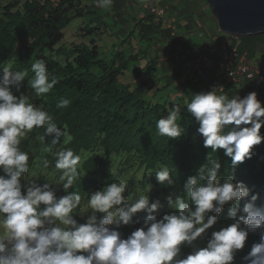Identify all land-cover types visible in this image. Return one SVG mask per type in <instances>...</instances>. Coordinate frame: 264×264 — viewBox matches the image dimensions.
Returning a JSON list of instances; mask_svg holds the SVG:
<instances>
[{"label": "clouds", "instance_id": "obj_1", "mask_svg": "<svg viewBox=\"0 0 264 264\" xmlns=\"http://www.w3.org/2000/svg\"><path fill=\"white\" fill-rule=\"evenodd\" d=\"M112 3L95 0L104 9ZM31 72L34 76L27 86L37 96L58 83L55 77L50 79L43 59L31 64ZM26 76V71L12 70L11 64L0 66V264H235L250 233L259 239L241 257V264H264V202L258 204L260 194H253L234 176L235 169L252 158L254 146L264 142V106L256 92L229 98L217 93V88L223 92L221 86L184 101L199 125L203 146L211 153L223 150L231 159V174L222 175L218 157L208 153L205 163L184 181L182 192L166 197L168 211L158 215L163 205L159 198L150 200L151 184L143 189L137 184L135 192L128 193L129 180L118 176L82 198L74 188L81 179V156L62 146L53 152L67 130L57 126L43 104L13 91L20 92ZM69 103L61 98L57 107ZM167 111L155 122L158 135L180 138L184 133L177 123L181 107L173 104ZM41 128L44 134L38 139L48 138L44 150L55 158L58 185L47 179L42 184L26 180L29 153L20 145L28 133ZM42 164L48 169L50 161L44 159ZM109 172L116 176L112 167ZM154 173L158 184H176L168 166L160 165ZM60 185L62 194H58ZM225 206L230 223L215 229ZM140 212L145 213L142 221H134ZM135 223L140 227L126 236L120 231L122 225ZM184 248L190 251L185 254Z\"/></svg>", "mask_w": 264, "mask_h": 264}, {"label": "trees", "instance_id": "obj_2", "mask_svg": "<svg viewBox=\"0 0 264 264\" xmlns=\"http://www.w3.org/2000/svg\"><path fill=\"white\" fill-rule=\"evenodd\" d=\"M93 13L83 0H0V66L11 64L14 71H26L20 92L13 88L14 93H24L30 102L43 104L57 126L67 130L68 135L53 148V152L62 146L81 156L78 168L81 179L76 181L74 188L82 198L118 176L129 180L128 193H134L137 184L142 189L151 184L150 197L164 200L169 194L182 192L184 181L205 163L208 153L212 158L218 157L222 175L231 174V159L224 155L223 150L211 153L203 146V138L197 133L199 125L186 111L184 101L152 102L144 99L143 94L152 88L149 80L152 75L142 78L141 74L148 66L141 68L137 61L149 55L151 47L165 37L163 30L153 24L150 14L141 19L133 17L131 32L113 44L110 51L104 52L98 39L92 36L100 31V24L93 22ZM77 18H83L78 27L83 40L64 46L61 43L63 31ZM135 34L137 41L133 43ZM231 46L238 54L246 53L253 65L264 62V58L253 61L255 54L264 47V33L234 37ZM158 58L156 55L147 62L152 64L149 69H155ZM37 59L46 62L50 79L55 77L58 80L49 93L41 96L35 95L34 90L27 86V80L34 76L31 64ZM127 75H130V80ZM134 80L139 81L134 84ZM213 87L209 80L194 94L211 91ZM223 88V92L217 89V93L226 94L229 98L238 94L243 98L253 91L257 97H264L257 77L244 80L239 87L227 85ZM61 98L70 101L67 107H57ZM173 104L181 107L177 123L184 129L177 139L158 135L155 127V122L167 116V109ZM43 134L42 128L33 129L21 142V149L29 153L30 175L26 174V180L37 179V183L42 184L47 179L58 185L60 173L55 169V158L44 150L48 138L44 142L38 139ZM261 135L264 136V126L261 127ZM252 151V158L240 164L234 176L236 180L243 181L253 194H260L259 204L264 202V142L254 146ZM44 159L50 161L48 169L43 168ZM160 165L172 170L176 179L174 186L157 183L154 172ZM110 167L116 176L111 177ZM142 172L145 173L143 179L136 180ZM147 172L153 174L148 176ZM58 187V194H62V185ZM227 210L225 206L215 229L230 223ZM144 215L140 212L133 219L142 221ZM76 218L80 220V217ZM134 227H140V224L122 225L120 231L126 236ZM258 239V234H249L245 248L236 255L235 264H241V257ZM189 251L188 248L183 249L185 254Z\"/></svg>", "mask_w": 264, "mask_h": 264}, {"label": "crops", "instance_id": "obj_3", "mask_svg": "<svg viewBox=\"0 0 264 264\" xmlns=\"http://www.w3.org/2000/svg\"><path fill=\"white\" fill-rule=\"evenodd\" d=\"M133 2L137 3L139 1L113 0L111 7L104 9L97 7L95 0H83V4L94 11L95 15L93 18H95L97 23H99L105 31L115 27L118 31L117 38L122 36V31L128 27L123 19L125 16L130 17L133 25V17H135L137 9ZM151 2L166 7L165 17L167 21L175 24L176 34L171 36L165 24L158 26L163 30L165 37L164 39H160L159 43L151 47L154 51H152V53H154L155 56H159V58L157 65H155L156 68L152 70V79L150 83L157 88L159 87L158 84L161 83L162 77L168 80V75L161 76L156 72L157 67L162 65L161 68L163 71L169 73L173 78L178 79L182 73L184 83L189 82V85L193 84L197 88L193 91L195 93L200 88L204 87L206 83L202 84L201 81L193 75L191 68L187 76L185 67L179 63L174 56L186 52L196 54L208 51L210 56L208 60L205 61V65L207 67L212 66L218 59V52L213 50V43L214 40L220 38L223 33L219 30L216 19L212 13L210 15L207 10L208 6L205 4L204 0H151ZM96 11L99 12V17ZM120 24H122L121 29L118 28ZM102 48L104 47L102 46ZM193 92L189 93L188 91V100L192 98Z\"/></svg>", "mask_w": 264, "mask_h": 264}, {"label": "built area", "instance_id": "obj_4", "mask_svg": "<svg viewBox=\"0 0 264 264\" xmlns=\"http://www.w3.org/2000/svg\"><path fill=\"white\" fill-rule=\"evenodd\" d=\"M140 2H133L136 6V18H143L146 14H150L152 22L157 27L159 25H167L169 34L172 36L176 34L175 24L167 21L166 7L153 4L151 0H138ZM233 36L222 34L220 38H216L213 43V50L217 51L218 59L212 66L207 67L205 61L209 58V52H199L196 54L181 53L174 56V58L181 63L186 69V75L190 73V68L193 75L201 82L211 83L215 87H239L244 80H252L255 77L262 85L264 91V62L260 65H253L251 59L247 57L246 53L238 54L234 48H231ZM221 90L220 88H217ZM262 105L264 104V97H257Z\"/></svg>", "mask_w": 264, "mask_h": 264}, {"label": "rangeland", "instance_id": "obj_5", "mask_svg": "<svg viewBox=\"0 0 264 264\" xmlns=\"http://www.w3.org/2000/svg\"><path fill=\"white\" fill-rule=\"evenodd\" d=\"M204 1H205V4L208 6L207 10L209 11V13L211 15V9H210L209 5L207 4L206 0H204ZM96 14L99 17V12L98 11H96ZM94 15H95V13L92 14V18H93ZM168 17H169V15H168ZM89 18H91V17H89ZM123 19H124V22L128 25V27L125 30L122 31V33H123L122 36L117 38V32L118 31L115 29V27H112L111 29H108L107 31H105L102 26H99L101 32L98 31L96 34L92 35L93 37L98 39V43L101 46V48H102V46L104 47V48H102V50L104 52L110 51L112 49V44L118 43L123 36H126L128 33L131 32L133 25H132L130 17L129 16H125ZM82 21H83V18L74 19L64 29V31H63L64 32L63 39L61 40V43L64 46H68V44L71 43V42H76V41L83 40L82 37L79 34V31H78V27L81 25ZM93 22L95 24L97 23L95 18H93ZM121 27H122V24H120L118 26L119 29H121ZM235 38H238V37H235ZM136 41L137 40H136V34H135V37L132 39V42L136 43ZM101 48H100V50H101ZM152 51L153 50L151 49L150 52H149V55L146 54L145 57H143L139 61H137V64L141 68L148 66L142 72V74H141L142 78L144 76L146 78H149V76L152 75V69H149L152 64L151 63H147L151 59L155 58V55H154V53H152ZM263 58H264V47L260 48L259 52H257L255 54L253 61L254 62H258L259 60L261 61V59H263ZM161 66L157 67L156 72L158 73V75H161V76L168 75L167 76L168 80L165 79L164 77H162L161 83H159L158 84L159 87H157V88H159V90H156L157 88H154V86L152 84H151L152 88L147 87V88H149V90L147 89L146 90L147 93L143 94L144 99L145 100H150L152 102H156V101H158V102H166V101L169 102V101H178V100H182V101L188 100L189 93L195 91L197 88L193 84L189 85V82L184 83L183 74L182 73H181V76L178 77V79H176V78H173L171 75H169V73L163 71ZM154 68H156V67L154 66ZM127 77H129L128 78L129 80L131 79L130 75H127ZM149 80L151 81V78H149ZM166 80H167V82H166ZM134 81H135L134 84H136V82H138L139 80H137V81L134 80ZM148 85H146V86H148ZM188 91H189V93H188ZM193 94H194V92H193ZM156 198H159V197H153V198L150 197V200H154ZM160 201H161V204L163 205V207L159 210V213L160 212L163 213L162 210L168 211L166 199H164V200L160 199ZM137 214H139V213H137ZM142 216H143V214L141 213V217Z\"/></svg>", "mask_w": 264, "mask_h": 264}, {"label": "water", "instance_id": "obj_6", "mask_svg": "<svg viewBox=\"0 0 264 264\" xmlns=\"http://www.w3.org/2000/svg\"><path fill=\"white\" fill-rule=\"evenodd\" d=\"M219 30L233 37L264 33V0H206Z\"/></svg>", "mask_w": 264, "mask_h": 264}]
</instances>
